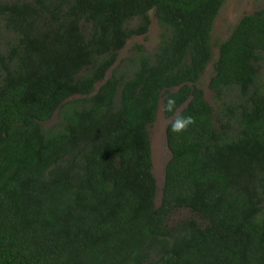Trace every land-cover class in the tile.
<instances>
[{
	"label": "trees",
	"instance_id": "trees-1",
	"mask_svg": "<svg viewBox=\"0 0 264 264\" xmlns=\"http://www.w3.org/2000/svg\"><path fill=\"white\" fill-rule=\"evenodd\" d=\"M224 1L0 2V264H264V7L217 45L214 107L199 80ZM151 11L157 47L118 62ZM160 100L170 158L156 206ZM177 113L195 120L179 134ZM176 209L198 220L168 225Z\"/></svg>",
	"mask_w": 264,
	"mask_h": 264
},
{
	"label": "rangeland",
	"instance_id": "rangeland-1",
	"mask_svg": "<svg viewBox=\"0 0 264 264\" xmlns=\"http://www.w3.org/2000/svg\"><path fill=\"white\" fill-rule=\"evenodd\" d=\"M3 1L5 0H0V2ZM262 7H264V0H225L222 5V8L214 19L213 27L210 34L212 60L207 65L206 70L204 71L199 80V86L204 90L205 99L214 107H216V104L212 98L211 91L208 88V81L211 75L213 74L212 63L218 54L217 45L230 35L238 21L244 14L252 13ZM149 16L151 22L147 33L144 35H136L131 37L126 42L124 48L119 52L118 62L121 59H125L126 57H128L136 44L143 45L148 51H153L157 47L160 40L161 29L156 21V18L154 17L153 11L149 13ZM138 22V18H134L133 20L127 23V27H133L138 24ZM7 39L8 36L6 31L4 30V26L0 17V51L6 45ZM109 73L110 72H108V75ZM260 76L261 80L264 83V67L261 69ZM57 120V114L55 113L51 121L46 125L52 124ZM168 122L169 119H166L163 115V102L162 100H160L157 117L155 121L148 127V133L151 142L152 172L156 180V206H158L161 201L165 165L168 159L170 158V151L167 147L165 136V129ZM189 218L198 220L197 216L193 214L190 210L176 209L169 215L167 223L168 225L172 226L181 219Z\"/></svg>",
	"mask_w": 264,
	"mask_h": 264
},
{
	"label": "clouds",
	"instance_id": "clouds-1",
	"mask_svg": "<svg viewBox=\"0 0 264 264\" xmlns=\"http://www.w3.org/2000/svg\"><path fill=\"white\" fill-rule=\"evenodd\" d=\"M176 101L174 98H168L165 104V112H175ZM195 120L192 116H184L182 114H175V118L171 121V131L179 134L187 131L190 125L194 124Z\"/></svg>",
	"mask_w": 264,
	"mask_h": 264
},
{
	"label": "flooded vegetation",
	"instance_id": "flooded-vegetation-1",
	"mask_svg": "<svg viewBox=\"0 0 264 264\" xmlns=\"http://www.w3.org/2000/svg\"><path fill=\"white\" fill-rule=\"evenodd\" d=\"M245 15V14H244Z\"/></svg>",
	"mask_w": 264,
	"mask_h": 264
}]
</instances>
